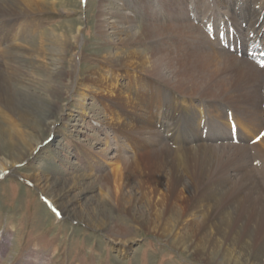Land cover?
<instances>
[{"label": "rangeland", "instance_id": "374dc122", "mask_svg": "<svg viewBox=\"0 0 264 264\" xmlns=\"http://www.w3.org/2000/svg\"><path fill=\"white\" fill-rule=\"evenodd\" d=\"M37 1L42 3L40 8L23 17L8 9L7 0H0V10L4 11L0 15V61L10 62L29 76L12 73L9 84L24 108L34 112L28 118L32 126L25 125L13 113L8 114L12 121L9 126L0 115L2 128L20 131L28 142L24 147L13 136L15 140L11 144L0 145V264H227L219 257L224 254L223 245L217 256L206 254L187 226L178 229L168 225L164 234L160 225L145 224L135 207L131 214L106 213V207L100 214L86 210L89 204L103 197L102 180L120 176L128 164L118 159L126 162L136 159L130 134L140 132L149 117L142 115L143 104L134 94V87H130L129 93L117 99L114 118L125 129L116 130L117 127L109 124L113 116L108 108L109 97L104 90L88 86L83 80L91 74L109 78V68L104 64L106 58L120 52H149L157 38L138 41V44L121 42L142 26L137 0ZM161 1L146 0L156 18L167 24L168 18L163 21L166 18L159 11L163 7L159 5ZM163 1L165 6L173 7V0ZM215 1L220 0H199L197 16L193 12L195 6L186 0L184 8L191 11L190 22L208 31L211 28L219 31L226 25L223 22L234 16L239 35H248L249 28L240 19L241 6L244 1L255 4L254 0H227L225 3L230 9L219 6L211 12V2ZM101 12L104 17L98 18ZM112 13L128 15L135 26L117 24ZM209 15L214 17L212 26L206 20ZM7 23L13 30H5ZM98 25L104 26L103 34L98 32ZM166 31L169 45L176 35L174 29ZM253 39L262 40L252 33L242 44L241 39L238 47H250ZM6 73L0 68V75L5 79ZM54 84L59 92L51 98L49 90ZM149 102L156 110L155 102ZM134 104L140 110H134ZM220 108L226 110L223 106ZM251 139L247 137V141L253 142ZM254 139L257 143L250 146L259 143ZM165 141L169 142L166 138ZM3 158L14 163L3 166ZM83 177L100 182L94 184V191L88 197L81 196L82 188L75 185ZM112 193H115L113 186ZM136 208L144 211L140 205ZM260 212L264 211L258 209L256 215ZM256 229L251 226L258 242L261 236L256 234ZM252 253L242 264H250Z\"/></svg>", "mask_w": 264, "mask_h": 264}, {"label": "bare ground", "instance_id": "6f19581e", "mask_svg": "<svg viewBox=\"0 0 264 264\" xmlns=\"http://www.w3.org/2000/svg\"><path fill=\"white\" fill-rule=\"evenodd\" d=\"M185 1L173 0V7L161 1L159 5L163 7L159 11L166 18L163 21L168 18V23L164 24L156 18L146 0H137L142 26L121 42L138 44V41L157 38L149 52L128 51L109 56L104 60L109 78L91 74L83 80L88 86L104 90L109 97L108 108L113 113L109 124L117 127L116 130L125 129L116 124L114 118L117 99L129 93L130 87H134V94L143 104L142 115L149 117L140 132L130 134L136 159L131 162L118 159L128 164L120 176L102 180L103 197L89 204L86 210L100 214L106 207V213L131 214L136 209L145 224L160 225L164 234L168 225L178 229L189 227L206 254L217 256L223 245L224 254L219 256L222 262L242 264L253 252L250 264H264V212L256 215L258 209L264 211V136L261 135L264 133V55L253 58L244 47L224 46L238 39L246 41L252 33L256 38L264 36V0L242 3L240 19L248 26V35H239L240 28L236 29L232 16L224 23L231 27L233 37L228 36L221 42L211 40L216 35L214 32L208 34L190 22L191 11L184 8ZM190 1L198 16L199 0ZM226 1L211 2V12L219 6L230 9ZM7 2L8 9L23 17L36 12L42 4L37 0ZM1 12L4 11L0 10V15ZM99 17L104 14L101 12ZM111 17L117 24L135 26L134 20L126 14L112 13ZM206 20L212 23L214 17L209 15ZM103 28L98 25V32L103 34ZM167 29H174L176 35L169 45ZM5 30H13V26L7 23ZM256 48L251 51L255 52ZM239 54L242 57H238ZM0 68L7 72L6 79L0 75V115L9 126L12 121L8 114L12 113L30 126L28 118L34 112L24 108L9 84L12 73L29 76L8 61H0ZM114 80L121 83L114 84L111 82ZM49 91L53 98L59 88L54 84ZM149 101L155 102L156 110ZM134 110L140 107L134 104ZM133 121L136 122L135 118ZM163 135L169 142L166 143ZM233 135H236L235 141ZM13 136L18 137L22 146L28 145L20 131L0 126V145L11 144ZM247 137L253 142L247 141ZM254 138H259V143L250 146L257 143ZM244 140L250 144H245ZM217 141L221 143L218 145ZM251 150H254L252 154ZM7 161L2 159L3 166L14 163ZM96 183L100 182L83 177L75 185L82 188L81 196L88 197ZM137 205L144 211L136 208ZM252 225L261 236L258 242Z\"/></svg>", "mask_w": 264, "mask_h": 264}, {"label": "snow or ice", "instance_id": "6c2138e0", "mask_svg": "<svg viewBox=\"0 0 264 264\" xmlns=\"http://www.w3.org/2000/svg\"><path fill=\"white\" fill-rule=\"evenodd\" d=\"M262 136H264V133L261 134ZM259 139V138H258Z\"/></svg>", "mask_w": 264, "mask_h": 264}]
</instances>
